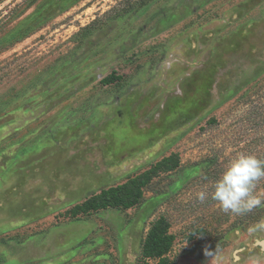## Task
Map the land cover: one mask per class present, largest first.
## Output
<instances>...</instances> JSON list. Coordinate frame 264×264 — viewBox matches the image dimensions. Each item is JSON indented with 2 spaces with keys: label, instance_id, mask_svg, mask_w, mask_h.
I'll use <instances>...</instances> for the list:
<instances>
[{
  "label": "rangeland",
  "instance_id": "1",
  "mask_svg": "<svg viewBox=\"0 0 264 264\" xmlns=\"http://www.w3.org/2000/svg\"><path fill=\"white\" fill-rule=\"evenodd\" d=\"M242 153L264 159V0H0V264H153L159 216L171 264H264V206L196 199ZM172 154L138 204L67 213Z\"/></svg>",
  "mask_w": 264,
  "mask_h": 264
},
{
  "label": "trees",
  "instance_id": "2",
  "mask_svg": "<svg viewBox=\"0 0 264 264\" xmlns=\"http://www.w3.org/2000/svg\"><path fill=\"white\" fill-rule=\"evenodd\" d=\"M93 23V22H92ZM90 25L81 28L80 33L90 35ZM26 30H17L13 40L20 39L28 34ZM111 76L104 79L110 82ZM179 160L175 154L166 156L154 163L143 172L127 178L124 182L113 186L100 188L97 192H92L80 203L74 205L68 214L76 217L80 214L87 215L106 208L127 209L140 202L143 190L151 183L152 179L160 172L166 173L178 166ZM173 235L169 232V223L163 216H159L146 230L141 241V257L155 259L153 264H171L166 256L171 247Z\"/></svg>",
  "mask_w": 264,
  "mask_h": 264
},
{
  "label": "clouds",
  "instance_id": "3",
  "mask_svg": "<svg viewBox=\"0 0 264 264\" xmlns=\"http://www.w3.org/2000/svg\"><path fill=\"white\" fill-rule=\"evenodd\" d=\"M264 180V159L255 154H240L233 158L215 181L211 193L200 190L196 199L205 203L209 197L218 202L224 213L244 215L264 206V196L256 195L255 189ZM264 229V224L253 226L250 232ZM208 256L217 255L205 249ZM219 259V256L217 255ZM136 256L129 250L124 257V264H135Z\"/></svg>",
  "mask_w": 264,
  "mask_h": 264
}]
</instances>
